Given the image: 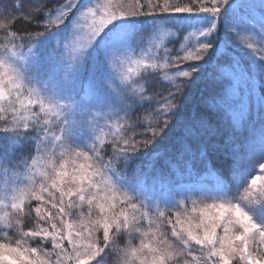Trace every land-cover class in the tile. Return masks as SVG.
<instances>
[{
	"label": "snow or ice",
	"instance_id": "6c2138e0",
	"mask_svg": "<svg viewBox=\"0 0 264 264\" xmlns=\"http://www.w3.org/2000/svg\"><path fill=\"white\" fill-rule=\"evenodd\" d=\"M0 264H264V0L4 7Z\"/></svg>",
	"mask_w": 264,
	"mask_h": 264
},
{
	"label": "trees",
	"instance_id": "16d2710c",
	"mask_svg": "<svg viewBox=\"0 0 264 264\" xmlns=\"http://www.w3.org/2000/svg\"><path fill=\"white\" fill-rule=\"evenodd\" d=\"M36 2V0H0V11H3V8L4 7H7V6H10L12 5L13 3H20L23 8L25 10L29 9L34 3ZM16 28L18 30H22L24 28H28V25L22 23V22H18L16 24ZM240 55H243V53H241ZM201 89L204 88V84L202 83L200 85ZM198 102V94L193 98V100L191 101V103L188 105L189 108L192 107V105L194 104H197ZM180 134V129L177 127L176 129H174L172 135L173 136H178ZM258 171V165H257V168L253 171V175ZM31 222L26 218L25 219V228L27 227H31ZM10 235L13 236V239H15V232L13 231L12 233H10ZM31 243V242H30ZM124 242L121 241V244H123ZM32 246H35V244L33 243ZM50 247V245H49Z\"/></svg>",
	"mask_w": 264,
	"mask_h": 264
},
{
	"label": "rangeland",
	"instance_id": "374dc122",
	"mask_svg": "<svg viewBox=\"0 0 264 264\" xmlns=\"http://www.w3.org/2000/svg\"><path fill=\"white\" fill-rule=\"evenodd\" d=\"M257 172H258V171H257ZM255 174H256V173H255ZM255 174H254V175H255Z\"/></svg>",
	"mask_w": 264,
	"mask_h": 264
}]
</instances>
